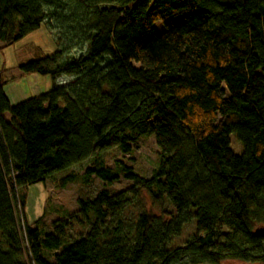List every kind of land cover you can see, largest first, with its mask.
Listing matches in <instances>:
<instances>
[{
    "label": "trees",
    "instance_id": "16d2710c",
    "mask_svg": "<svg viewBox=\"0 0 264 264\" xmlns=\"http://www.w3.org/2000/svg\"><path fill=\"white\" fill-rule=\"evenodd\" d=\"M42 22L61 49L18 70L71 81L11 103L0 70V264H264V0H0L4 47ZM146 134L161 152L150 178L118 163L129 188L78 199L48 231L28 221V186ZM85 174L120 178L101 161ZM141 191L166 220L126 216Z\"/></svg>",
    "mask_w": 264,
    "mask_h": 264
},
{
    "label": "rangeland",
    "instance_id": "374dc122",
    "mask_svg": "<svg viewBox=\"0 0 264 264\" xmlns=\"http://www.w3.org/2000/svg\"><path fill=\"white\" fill-rule=\"evenodd\" d=\"M155 27L159 33L164 30L160 21L155 23ZM2 46L3 43L0 42V70L6 83L4 92L7 94L9 102H16L22 98L26 99L32 95L47 91L54 82L57 85H64L71 81V77L67 74L53 78L50 75H40L38 73L23 75L18 70L20 64L28 62L30 59L41 58L61 49L57 43L55 32L49 29L45 23L42 22L38 29L29 32L17 42L7 45V47ZM80 51L79 47L70 49L65 53V57L77 55ZM32 75H36L38 79L35 80ZM4 116L7 120L10 119L8 114ZM229 138L233 152L240 154L243 150L242 144L237 140L235 133H231ZM137 143L138 146L132 148L129 153H123L118 147H112L109 150L95 154V156L90 157L86 161L57 171L50 177V180L46 181L45 185L39 184L27 187L25 189L28 194L25 213H27L28 221L33 223L44 215L40 218L38 224L43 230L48 231L51 228V222L65 219L78 209V199H91L102 189L115 193L129 188L132 182L123 176V172L118 168V163L131 167L134 173L143 178H150L160 164L161 152L152 134L144 135ZM97 161H101L104 166L118 170L120 178L113 181L111 185H107L95 175L86 177V170L89 167H93ZM68 175H71L73 179L68 180L65 186L61 187L60 180ZM137 197L131 205L125 207L124 213L127 217L135 218L139 213L149 211L165 220L167 219L165 215H161L160 208L151 206L150 199L145 192L141 191ZM165 207L167 211L172 209L169 203L165 204ZM84 230V228H80L76 224L67 233L70 238H76ZM194 230V222L191 221L185 225L180 236L172 238L169 247L184 245ZM45 256L52 259L50 253H45ZM220 264L252 263L227 259Z\"/></svg>",
    "mask_w": 264,
    "mask_h": 264
},
{
    "label": "water",
    "instance_id": "95a60500",
    "mask_svg": "<svg viewBox=\"0 0 264 264\" xmlns=\"http://www.w3.org/2000/svg\"><path fill=\"white\" fill-rule=\"evenodd\" d=\"M255 236H264V226H258L256 227V230L254 231Z\"/></svg>",
    "mask_w": 264,
    "mask_h": 264
},
{
    "label": "crops",
    "instance_id": "0c3cea01",
    "mask_svg": "<svg viewBox=\"0 0 264 264\" xmlns=\"http://www.w3.org/2000/svg\"><path fill=\"white\" fill-rule=\"evenodd\" d=\"M32 73L34 74V72H32ZM32 73H31V74H32ZM32 76L34 77L35 80L38 79V77H37L36 75H32ZM40 94H41V93H40ZM35 95H37V94H35ZM23 99H24V98H22V99H20V100H18V101H16V102H11V103H17V102H20V101L23 100ZM39 184H40V183H36L35 185H39ZM35 185H34V186H35ZM32 186H33V185H32ZM28 187H29V186H28ZM27 197H28V196H27ZM30 223H31V222H30Z\"/></svg>",
    "mask_w": 264,
    "mask_h": 264
}]
</instances>
